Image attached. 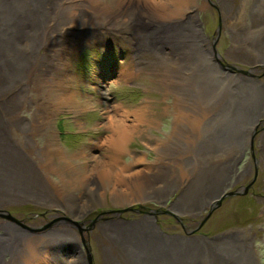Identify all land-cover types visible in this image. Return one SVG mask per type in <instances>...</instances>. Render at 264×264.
Instances as JSON below:
<instances>
[{"label":"rangeland","instance_id":"rangeland-1","mask_svg":"<svg viewBox=\"0 0 264 264\" xmlns=\"http://www.w3.org/2000/svg\"><path fill=\"white\" fill-rule=\"evenodd\" d=\"M43 1L36 37L29 26L18 36L25 72L0 106L10 150L0 160V264H148L140 244L133 257L112 234L123 225L146 240L147 218L172 243L152 264H264V0ZM195 26L206 40L198 46ZM182 41L199 57L175 76L203 65L193 79L218 82L220 105L197 127L178 118L174 132L166 75ZM19 90L28 105L10 109ZM145 106L151 126L113 164L102 141L109 121L135 125ZM18 112L20 125L10 118ZM159 170L175 183L150 196L134 189ZM219 175V197L234 195L207 218Z\"/></svg>","mask_w":264,"mask_h":264},{"label":"bare ground","instance_id":"bare-ground-1","mask_svg":"<svg viewBox=\"0 0 264 264\" xmlns=\"http://www.w3.org/2000/svg\"><path fill=\"white\" fill-rule=\"evenodd\" d=\"M43 3H44L43 0H0V39H1V41H0V51H1L0 64H2V65L5 64L4 60L8 59L10 56H14L17 58V56H16L17 52H15V51H17L20 47L19 42H17V41H19L18 40V38L20 37L19 34L21 31H23V33L25 31H27L26 30L27 26H29L31 28L29 31H27V35L29 36L30 33L31 34L34 33V35L36 37V33L38 30L37 25L40 22L41 12H42L41 7H42ZM188 15L191 19L197 20V15H196L195 11L190 12ZM194 28H195L196 35L193 39L197 40V43H198L197 46H198L199 44H201V40H203V41H206V40H205V37L203 36V34L201 33V31L198 29H197L198 30L197 31L196 26ZM178 35H180V33ZM7 39H8V44H9V42H11L9 45L6 43ZM188 39L192 40L191 37ZM2 40L4 43H2ZM22 41H24V40H22ZM179 41H181V40L179 39ZM181 43H182L183 52L179 57H176L173 60V62L170 63L173 70H172V72L170 71L166 75V79L169 80V84L167 85V91L169 94L170 93L174 94L177 97V99L174 101V106H173L174 115H175L174 116V122H175L174 132L178 130V127H177L178 125L182 126V127L184 126V124H182L181 122L178 121V118H179V120L191 119V120H193L192 124L195 127H197V126H200L201 122H203L204 119L208 115H211L216 109H218L219 105H220V102L218 105L216 104V99L214 98V95H216V93L218 91V82H209L210 83V85H209L208 83H201V82L195 81L193 79L194 71L198 70V67H201L203 65L194 64L195 65L194 70L189 72L187 75L184 76V78H182L180 80L177 79V76H175V74L181 70V69L180 70H178V69L180 68V65H182L183 62H185V68H187L190 64V61H193V59H196L199 57V55L194 52L193 46H192V48H189L190 45L185 44L183 41ZM30 44H31V42H30ZM33 46L35 47L36 43H34ZM184 50H186L187 53ZM16 58H9L11 61L10 64L4 65L3 67H0V99H2L0 106L3 107V103H4V108L6 107L4 99L5 100L7 99L5 97V93L8 92V90H11L12 87H15V84L20 82L19 81L20 80L19 79V77H20L19 71H21L23 73L25 72L24 68H22V66H21V62L25 61L24 59H26V58L22 57L21 55H20V59L22 61L18 58L16 60ZM209 65L210 64H207V66H209ZM174 68H176V69H174ZM39 69H40V66H39ZM172 80H173V82H172ZM182 80L185 81V86L183 88H181V84H182L181 81ZM20 95H21V97H20V99H18L17 97H19ZM190 96H192L194 100L189 99ZM183 97H186L187 100H184ZM13 98L15 99L16 102H14L10 105V109H12V106H13V108H15L16 106H19V108H21V107L24 108L25 106L28 105V102H27L28 99L26 100L25 98H22L21 90H19L18 94L15 95ZM183 102H185V103L183 104ZM146 110H147V108L145 106L142 109H139L138 111L134 112V117L136 118L134 123H136V124L135 125L133 124L130 127L125 125V121L124 122L123 121L118 122V123L113 121V120L109 121V126L111 127L110 128L111 134L109 136H107V138L105 140H102V141H103V146L108 144V150H109V157L108 158H109V160H111L112 163L115 162V160L117 159L118 156L120 157V155H122V153L124 151V145L126 144V142H128V140L131 137H133L132 135L136 134L135 131H137L138 127H142V126L143 127H149V126H151V122L146 121V117H147ZM4 112L6 113V111H3V114H4ZM0 113H2V112H0ZM10 118H12V122H19V125L23 121V118L21 117L19 112L14 113V114L12 113ZM5 127H7V126H4V124L2 123V120L0 118V160H3L5 157L7 158V156H4L6 154L7 150L10 152L8 146L5 145V143H6L5 142ZM36 130H39V129L36 128ZM40 134L41 133H39V131H38L37 136H39ZM35 136L36 135L33 136V139ZM15 147L16 146H14L11 149H12V151H14L15 155L18 157L19 162L20 163L21 162L22 163H29V159L26 162H23V160H22L23 154L22 153L20 154L16 149H14ZM30 150H31V151H29L30 154H35V152H36L35 144L34 145H33V143L31 144ZM57 155H58V153H57ZM111 162H109V163H111ZM113 164H115V163H113ZM16 165L17 166L19 165L18 161H16ZM98 168H96V169H98ZM4 169H6V168H4ZM39 169H41V170L43 169V171H45V172L47 170L50 171V169L48 168V165L45 166L44 168H43V165H40ZM103 170H104V172L102 175L108 176V177L117 173L116 169L113 168V166L108 167V168L104 167ZM161 171H163V170H159L157 172V174L154 173L153 175H147L144 177H141V176L137 177L138 175H136V177L138 179H137V184L133 185L134 189L137 192H143V193L148 194L149 196L152 194L154 195L155 193H157L158 191H161L163 189H164L163 191H165L168 188L167 186H171L172 184L175 183V178L173 177V171H165V172H161ZM218 177H221V179H219L220 183H216L217 184L216 185V188H217L216 194H218L216 196V199L219 197L220 190H221L220 187L224 182L222 175H219ZM24 182H26V181H24ZM219 188H220V190H219ZM246 189H249L248 186L246 187ZM232 194L233 193H223L216 201H214L213 203L210 204L211 205L210 212L212 213L216 209L215 208L213 210V207H215L219 203H220L219 204V206H220L223 199H225L228 196H231ZM148 223H149L148 218L141 220L140 224L138 223V227L140 228V230H142L141 232L143 233V235L145 234V237H146V240H141L140 242L137 241V238H138L137 235H139V232L136 228L131 229L128 227H124L123 225H117L116 228L113 229L114 231L112 234L114 237L117 236V238H118V236H119V237H123L124 239H127L126 243L128 246H130V251L132 250L131 252H132L133 257H134L133 251L136 250L137 246H139V244H140V248H139L140 251H142V250L144 251V252H140L141 255H142V253H144L146 255V258H149L148 264H152L153 262H156L157 260L161 261V258L163 257L162 249H166L169 246V244H172V243H169L168 240L165 239V237H162V235L158 234V232H156L157 234H155L154 225H151ZM156 236H157V238L155 240ZM15 238H17V237H15ZM141 242H142V245H141ZM2 247H3V244L0 243V251H1V249H3ZM123 249L127 250L128 248L123 245ZM158 257H159V259H158ZM88 261H89V263H91L90 255H88ZM244 264H248V261H246Z\"/></svg>","mask_w":264,"mask_h":264},{"label":"water","instance_id":"water-1","mask_svg":"<svg viewBox=\"0 0 264 264\" xmlns=\"http://www.w3.org/2000/svg\"><path fill=\"white\" fill-rule=\"evenodd\" d=\"M249 188V187H248ZM248 189L245 190V192L247 191ZM234 194H232L231 196H233ZM220 204V203H219ZM219 204H217L215 207H213V210L217 207H219ZM211 212L208 214L207 218L210 216ZM12 220V218H10Z\"/></svg>","mask_w":264,"mask_h":264}]
</instances>
